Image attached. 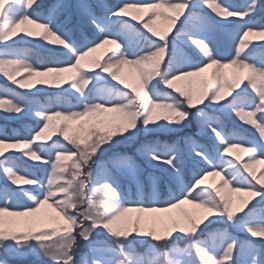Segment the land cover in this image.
Here are the masks:
<instances>
[{
    "label": "snow or ice",
    "instance_id": "obj_1",
    "mask_svg": "<svg viewBox=\"0 0 264 264\" xmlns=\"http://www.w3.org/2000/svg\"><path fill=\"white\" fill-rule=\"evenodd\" d=\"M0 45L25 90L0 89V112L35 119L0 125V264H264V0H0ZM192 122L211 142L182 138L191 174L177 142L140 144L146 180L119 151Z\"/></svg>",
    "mask_w": 264,
    "mask_h": 264
},
{
    "label": "rangeland",
    "instance_id": "obj_2",
    "mask_svg": "<svg viewBox=\"0 0 264 264\" xmlns=\"http://www.w3.org/2000/svg\"><path fill=\"white\" fill-rule=\"evenodd\" d=\"M42 2H43V0H42ZM107 2L109 4H115L114 3L115 0H107ZM208 11H210V10H208ZM133 23H136V22H133ZM228 27H232V26L228 25ZM0 46H2V45H0ZM17 47L35 50L34 45L31 43H23L22 42V43L18 44ZM102 51H103V49L99 50L94 55H99ZM260 55H261V52L258 50L257 57L259 58ZM224 71L226 73H228L229 75L232 74L231 69H225ZM210 72H211V69H209L208 73H205L204 75H208V74H210ZM241 75H243V73H241ZM194 86L198 87V85H194ZM0 89H4L5 91L16 92V93H24L25 92V90L19 89L18 86H16L12 82L7 81L6 78H4L3 76H0ZM32 91L35 92V89H33ZM52 92H53V90H51V89H48V90L41 89L40 92H36V96L38 98H40L41 100H44L46 97L50 96L52 94ZM229 99H230V97H229ZM235 118L236 117H234V116H230V117L224 119V125H225L227 130L237 132L239 134V136L241 138H244V139H252L254 136H256V133L250 128V126H247L243 122L236 121V119H238V118H236V119ZM0 125L6 126L10 132L12 130H19L20 132H26L28 129L35 126V119L33 117H31L30 115H24L22 117H8L3 112H0ZM185 136H192L198 142L205 144V145H207L211 142V138L209 136H206L203 133H201L199 131L196 123L192 122L189 126H187L186 128H184L181 131L144 133L142 130L140 133V136L138 137V142H136L135 144L130 143V144L122 145L120 147L119 151L127 152L128 154L132 155L135 158L137 164H139L140 168L143 170L142 171V178L146 180L149 172L153 173L156 176H160V175H162V173H161L160 168L151 167L148 164L145 157L137 151V149L140 147V144L145 142L146 139L158 141L160 143H169V144L177 142L179 144L181 154L184 157L185 165L188 168L189 174H191L192 160H191V157L189 155V148H188V145L185 144L183 142V139H182ZM53 139H55V137H53ZM49 143H51V142H49ZM239 154L244 159L247 158L246 156H244V154L242 152H239ZM53 158H54V153H53ZM68 163H69V166H71V162H68ZM19 166L21 167L22 170L32 171V172L40 175L41 177L46 176V172L44 171V169L47 167V165H44L43 162H33L31 160L25 161L24 159H20ZM37 166H39V167H37ZM262 169H264V164L257 165L255 170L259 174V172ZM217 180H218V178H217ZM121 182L123 184L125 192L126 193H128V192L132 193L129 196V198L134 199L135 198L134 186L129 183L127 177H122ZM3 183H4L3 174L0 173V185H2ZM13 187H15V186H13ZM26 187H30V186H26ZM166 190L167 189H165V191ZM235 202L237 204L239 203L238 200H236ZM186 207L191 208V206H187V205H186ZM234 234L237 235L238 238H240V239L248 238L243 233H234ZM82 250H84V249H82ZM12 264H50V262H48L43 257L28 256L21 261L13 260Z\"/></svg>",
    "mask_w": 264,
    "mask_h": 264
},
{
    "label": "trees",
    "instance_id": "obj_3",
    "mask_svg": "<svg viewBox=\"0 0 264 264\" xmlns=\"http://www.w3.org/2000/svg\"><path fill=\"white\" fill-rule=\"evenodd\" d=\"M117 1L115 0V2L114 3H116ZM137 27H139V25L137 24ZM236 119V118H235ZM236 121H239V119H236Z\"/></svg>",
    "mask_w": 264,
    "mask_h": 264
}]
</instances>
